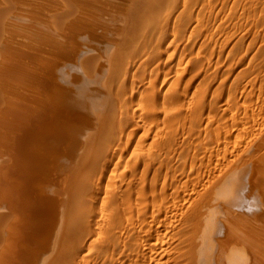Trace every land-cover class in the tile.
<instances>
[{
  "label": "bare ground",
  "instance_id": "bare-ground-1",
  "mask_svg": "<svg viewBox=\"0 0 264 264\" xmlns=\"http://www.w3.org/2000/svg\"><path fill=\"white\" fill-rule=\"evenodd\" d=\"M131 1L0 0V264L66 259L69 228L84 215L83 168L110 122L95 84ZM261 98L234 109L231 125L208 123L195 150L205 159L180 189L159 199L155 188L149 201L141 181L135 203L131 190L116 195L110 216L123 234L139 224L142 264H264Z\"/></svg>",
  "mask_w": 264,
  "mask_h": 264
},
{
  "label": "rangeland",
  "instance_id": "rangeland-1",
  "mask_svg": "<svg viewBox=\"0 0 264 264\" xmlns=\"http://www.w3.org/2000/svg\"><path fill=\"white\" fill-rule=\"evenodd\" d=\"M127 3L131 12L115 23L114 54L109 50L112 57L103 60L95 84L110 122L83 168L86 204L78 211L84 215L69 228L66 259L52 264L144 263L138 253L143 247L141 227L123 234L119 219L110 216L114 200L131 190L135 203L142 182L143 193L149 188V201L156 190L160 199L161 193L180 189L205 159L203 151H196L209 128L219 122L231 125L234 109L256 105L264 96V0ZM103 211L109 216L102 217Z\"/></svg>",
  "mask_w": 264,
  "mask_h": 264
}]
</instances>
